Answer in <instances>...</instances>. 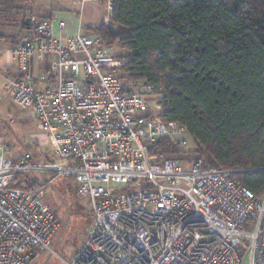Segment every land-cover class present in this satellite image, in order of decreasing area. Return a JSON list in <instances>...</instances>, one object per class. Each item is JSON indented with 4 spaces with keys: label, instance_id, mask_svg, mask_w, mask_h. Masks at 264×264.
<instances>
[{
    "label": "built area",
    "instance_id": "obj_1",
    "mask_svg": "<svg viewBox=\"0 0 264 264\" xmlns=\"http://www.w3.org/2000/svg\"><path fill=\"white\" fill-rule=\"evenodd\" d=\"M106 8L108 22L110 0ZM31 26L11 49L16 73L0 93L36 122L48 159L7 158L0 141V264L30 263L57 227L37 189L21 183L32 174L70 177L89 200L91 226L64 264H264V190L257 197L236 170L205 167L187 129L159 117L155 87L123 83L127 58L99 36L64 37L57 16ZM46 56L47 72L36 65ZM160 140L181 157L154 148Z\"/></svg>",
    "mask_w": 264,
    "mask_h": 264
},
{
    "label": "trees",
    "instance_id": "obj_2",
    "mask_svg": "<svg viewBox=\"0 0 264 264\" xmlns=\"http://www.w3.org/2000/svg\"><path fill=\"white\" fill-rule=\"evenodd\" d=\"M110 1L109 21L87 29L125 51L121 79L153 85L159 117L187 129L204 166L236 170L261 197L264 172L247 170L264 167V0ZM24 9L18 0H0V54L32 30L37 17ZM172 146L160 140L154 148L167 154ZM23 147L13 160L25 153L48 159L37 145Z\"/></svg>",
    "mask_w": 264,
    "mask_h": 264
},
{
    "label": "rangeland",
    "instance_id": "obj_3",
    "mask_svg": "<svg viewBox=\"0 0 264 264\" xmlns=\"http://www.w3.org/2000/svg\"><path fill=\"white\" fill-rule=\"evenodd\" d=\"M108 13L105 2L100 3ZM34 14L42 16L52 11L55 16H61L62 4L58 0H39L35 2ZM38 18V17H37ZM91 34V33H88ZM111 53H123L122 49H110ZM6 74L0 70V91L4 88ZM4 78V79H3ZM123 83L130 85L129 80L124 79ZM132 86V83H131ZM135 92L141 88V84H133ZM150 102L149 110L156 113L157 108L152 102V97L147 96ZM161 111V110H160ZM39 130L36 122L28 118V115L21 110L11 96H2L0 93V141L4 149V156L10 159L16 158L25 152V145L35 148L34 136ZM46 149L40 150L46 153ZM47 154V153H46ZM172 157H181V153L176 146H172V152L167 153ZM52 178L47 174H32L24 176L27 183L37 180L41 186L36 193L45 201L49 208L57 216V227L50 238L49 248L39 252L36 258L28 264H64L63 261L71 260L76 251L83 245L87 232L92 223V212L89 200L79 197L75 193V184L70 177ZM132 187H139L134 185ZM124 191V187L120 186ZM77 205V206H76ZM245 232H249L245 229ZM241 264H248L247 257L241 258Z\"/></svg>",
    "mask_w": 264,
    "mask_h": 264
},
{
    "label": "crops",
    "instance_id": "obj_4",
    "mask_svg": "<svg viewBox=\"0 0 264 264\" xmlns=\"http://www.w3.org/2000/svg\"><path fill=\"white\" fill-rule=\"evenodd\" d=\"M22 6H24V15L32 17H50L55 16L52 11H49L48 14L42 16H36L34 14L35 2L39 0H18ZM62 4V12L59 18L66 21V27L62 32L64 37L73 36L76 34L81 35H93L92 31L87 29L88 27H94L99 25L101 22H105L104 17L106 11L101 6L100 3L105 2L107 6V0H58ZM91 33V34H88ZM30 36H33V31L30 30ZM110 49L119 50L120 48L117 45L108 47ZM116 54H125L116 53ZM52 60L51 57L46 56L43 62H36V65L39 67V70L48 71L49 63ZM0 70L4 71L6 77L16 73V61L12 57L11 50L5 49L0 54ZM6 77L4 76L5 80ZM3 78V79H4ZM2 91V90H1ZM0 91V92H1ZM36 128H39L36 125ZM36 136H34V143L38 146V150L47 149L46 145H43L41 142L38 143V140H43V132L39 130Z\"/></svg>",
    "mask_w": 264,
    "mask_h": 264
}]
</instances>
